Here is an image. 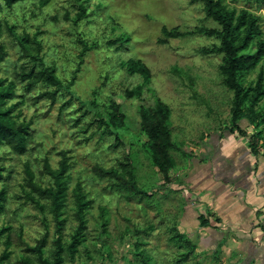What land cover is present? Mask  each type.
I'll return each mask as SVG.
<instances>
[{"label": "rangeland", "instance_id": "obj_1", "mask_svg": "<svg viewBox=\"0 0 264 264\" xmlns=\"http://www.w3.org/2000/svg\"><path fill=\"white\" fill-rule=\"evenodd\" d=\"M82 3L87 15L76 23L72 18ZM222 3L260 15L263 35L242 52L256 55V43L264 39V0ZM163 26L192 33L162 44ZM200 26L221 28L207 17L201 1L50 0L41 5L40 0H20L9 7L0 0V79L13 85L3 107L30 127L24 153L7 143L0 146V256L10 253L2 264H264L262 241L245 243L246 232L221 226L215 237L201 227L200 215L217 222V211L212 201L204 207L197 186L186 182L214 134L249 144L230 130L235 92L221 69L224 53L201 52L220 39L199 34ZM14 31L28 34L32 51L56 68L65 85L56 96L51 92L57 86L45 80L29 86L23 72L39 74L41 65L25 53ZM121 36L124 43L113 42ZM130 58L151 68L150 80L130 73ZM262 69L264 56L240 76L241 83H255ZM138 85L142 94L127 98L126 90ZM158 99L172 109L169 125L181 146L172 150L176 166L168 172L169 181L154 164L142 129V108ZM114 102L121 103L125 123L108 127ZM257 109L264 112V98ZM247 127L264 135V124L257 130ZM227 145L234 148L231 139ZM46 160L56 170L62 161L68 164L61 224L51 199L33 192L27 182L29 162L38 183L53 185ZM130 167L138 191L129 184ZM78 183L91 202L83 228L75 216L73 189ZM42 238L44 259L35 250Z\"/></svg>", "mask_w": 264, "mask_h": 264}, {"label": "trees", "instance_id": "obj_2", "mask_svg": "<svg viewBox=\"0 0 264 264\" xmlns=\"http://www.w3.org/2000/svg\"><path fill=\"white\" fill-rule=\"evenodd\" d=\"M20 0H5L7 6L12 7ZM193 2H204V9L208 18L218 22L221 28H208L205 26L197 27L199 34L215 36L220 39V44H213L210 47H203L201 52L204 54L224 53L223 64L221 69L225 74L226 85L234 90V103L232 107V127L231 131H238L242 136L246 137L249 142L251 153L258 154L264 149V135L261 131L250 132L247 126H252L254 129L264 124V112L258 110L259 102L264 98V70L262 69L255 83L244 86L240 81V76L246 71L257 66L261 58L264 56V39L258 40L256 55L242 53L252 46L256 38L263 35V30L260 24L261 17L249 9L229 8L222 0H192ZM50 0H40L41 5H46ZM87 15V6L80 4L79 11L75 17H70L69 13L66 18H72L76 23L81 21ZM163 37L159 38V42L167 44L170 38H180L190 35L192 31H182L180 27L169 29L167 26L162 28ZM15 33V37L33 60L41 65V73L34 75V70L23 72L28 78L29 86L34 85L42 80L48 84L57 86L51 92L56 96L60 88L64 85L62 79L58 76L54 66L47 65L38 52H33L28 45L30 36L19 35ZM36 44H40L37 36L33 37ZM113 42L124 43V38L113 40ZM3 51L0 46V62L3 60ZM130 73L140 74L146 81L152 77L151 68L142 60L130 58L126 63ZM73 82V81H72ZM12 83L5 85L3 79H0V146L9 144L16 152L24 153L27 150V137L29 134V124L16 121L10 113V109L3 107V100L6 99L12 92ZM143 91L142 85L136 86L134 89L126 90V97L132 98L136 95H141ZM94 105H97L93 101ZM121 103L114 102L112 104V112L110 114L109 124L100 116L99 120L102 123L110 126H121L125 123V115L121 111ZM172 115V109L169 104L161 99L153 106L143 107L141 110L142 129L148 136V147L151 151V156L156 167L165 173L166 179L169 181L168 172L176 166V159L172 154V150L180 149V144L173 138L172 129L169 125ZM247 120L248 124H244ZM118 139V136H117ZM45 171H47L53 179V185L44 187L38 183L36 173L31 164H25V172L27 182L33 192L40 193L51 199L52 213L58 224L62 223L63 208L65 207L66 193L68 184L66 180V172L68 164L62 161L59 169H53L49 160L44 163ZM129 184L134 191H138L139 187L136 183L134 169L129 168ZM75 199V216L79 227L83 228L86 225V211L90 207L91 202L86 198L81 183H78L73 189ZM3 200V193L0 191V207ZM202 226H208L210 221L203 214L199 217ZM61 244L60 239L57 241ZM46 239L42 238L38 241L35 250L41 259L44 254V246ZM9 252H4L0 256V264L9 257Z\"/></svg>", "mask_w": 264, "mask_h": 264}, {"label": "crops", "instance_id": "obj_3", "mask_svg": "<svg viewBox=\"0 0 264 264\" xmlns=\"http://www.w3.org/2000/svg\"><path fill=\"white\" fill-rule=\"evenodd\" d=\"M230 136H211L186 182L197 186V197L204 207L211 201L215 205L217 222L207 217L210 224L202 226L198 220L202 228L214 233L215 237L219 236L220 226L226 231L246 232L245 243L256 240L263 245L264 153L253 154L247 142H238ZM230 139L233 149L227 145Z\"/></svg>", "mask_w": 264, "mask_h": 264}]
</instances>
